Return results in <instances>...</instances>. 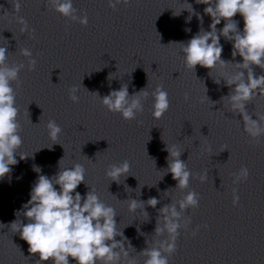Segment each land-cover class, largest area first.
Segmentation results:
<instances>
[{"label":"water","instance_id":"1","mask_svg":"<svg viewBox=\"0 0 264 264\" xmlns=\"http://www.w3.org/2000/svg\"><path fill=\"white\" fill-rule=\"evenodd\" d=\"M185 2L203 17L202 23L186 10ZM20 3L17 10L16 0H0V46L9 51V65H25L19 87L15 82L12 86L23 141L17 154L27 157L16 155L18 163L0 178V212L8 223L28 222L23 206L38 175L52 178L60 167L80 163L88 186L82 183L76 191L83 197L90 186L115 209L126 250L138 264L145 259L138 253L164 238L155 235L158 210L188 191L199 194V206L184 213L191 223L179 230L177 251L169 264H264V135L251 137L242 117L224 98L231 88L223 79L237 71L234 64L212 70L197 65L193 71L183 59L182 44L201 28L210 30L212 18L204 13L207 5L196 0H130L114 10L108 0H73L77 15H87L88 24L83 26L57 13L47 0ZM20 18L34 29V38L21 31ZM233 19L242 31L243 18L237 14ZM223 26L222 20L217 29ZM220 43L221 59L242 63L239 55L232 56V41L220 36ZM21 48L31 49L35 70H28ZM254 72L264 75L259 67L254 66ZM123 85L129 95L145 88L149 92L135 120L122 119L101 102ZM158 85L170 100L169 110L159 119L152 114L151 96ZM73 86L79 88L78 103L69 99ZM246 109L253 119L254 114L264 115V94H257ZM49 120L63 130L57 140L49 136ZM173 145L183 151L180 159L194 174L207 173L206 181L194 178L187 189L176 188L177 181L167 172V146ZM124 160L130 171L119 183L112 181L105 174L108 166ZM242 166L249 176L234 184L233 174ZM234 189L237 206L232 204ZM151 197L160 201L156 208L147 205ZM129 198L144 202L148 217L142 208L129 211L124 201ZM69 262L75 264L71 258Z\"/></svg>","mask_w":264,"mask_h":264},{"label":"clouds","instance_id":"2","mask_svg":"<svg viewBox=\"0 0 264 264\" xmlns=\"http://www.w3.org/2000/svg\"><path fill=\"white\" fill-rule=\"evenodd\" d=\"M129 2L130 0H108V5L115 10L117 5H127ZM47 3L63 17L87 26V15H77L73 0H47ZM196 3L207 5L204 13L212 18V22L209 31L201 28L186 45L182 44L185 66L194 71L197 65L212 70L234 64L237 71L226 73L223 79L231 88L229 95L224 98L230 101L231 108L242 117L245 131L253 138L260 137L264 135V115L254 114L256 119H253L246 106L257 94H264V75L257 76L254 72V66L264 70V0H196ZM187 5L186 10L196 14L192 5ZM15 7L19 10L20 0H16ZM237 14L243 18L242 31L238 27L239 22L233 19ZM196 15L202 23L203 17ZM222 20L224 26L218 30L217 25ZM20 23L23 25L21 31L32 33L31 38H34V29H29L28 22L20 18ZM185 31L190 32L191 29ZM220 36L233 42L232 56L235 58L239 55L242 63L221 59L223 47ZM8 52L7 48L0 46V178L10 173L11 166L18 163L16 155L21 158L17 153L23 143L19 134L21 124L18 119L16 93L12 85L15 82L19 87V73L25 65H9ZM20 55L28 58V70H35L37 60L33 57L31 49L21 48ZM146 89L129 95L128 86L123 85L119 90H113L100 99L109 112L119 113L122 119L131 121L136 119L137 113L144 110L142 101L149 96ZM78 91L76 86L69 89V99L73 103L79 102ZM151 96L152 114L154 118L159 119L170 108L169 94L162 85H158L151 92ZM184 99H189L187 94ZM46 127L52 140H57L63 131L55 120H49ZM167 151V172L177 181L176 188L187 189L190 179L194 178L201 182L206 181L207 173L194 174L188 168L187 162L180 159L183 151L176 145L171 148L167 146ZM34 171L40 173L41 169L34 167ZM129 171L130 163L124 160L119 164H110L105 174L112 181L119 183L120 177H126ZM85 175L86 169L80 163L60 167L59 172L52 178L38 175L31 189V198L23 206L22 215L28 222L15 220L10 226L27 242L29 253L38 255L37 264H70L69 258L74 260L75 264H138L136 257L126 250V238L117 228L115 209L104 203L90 186V190L83 197L76 191L80 184H86ZM233 175V183H239L241 180H247L249 170L242 166L239 172ZM124 201L128 203L129 211L135 212L142 208L144 215L148 217V213L144 211V202L131 198ZM158 203L160 201L156 197L147 200V205L152 208H156ZM232 204H239L235 189ZM198 206L199 194L188 191L181 199H171V203L158 210L155 235L164 238L156 240L151 247L138 253L145 257L144 264H169V257L177 251L179 230L191 223L190 217L185 218L184 213ZM198 230H194L192 235L195 236ZM118 236L121 237L120 240L116 239ZM128 247H131L130 243Z\"/></svg>","mask_w":264,"mask_h":264}]
</instances>
